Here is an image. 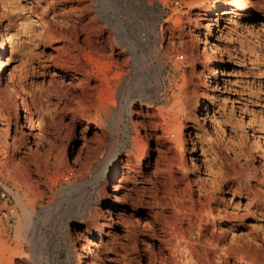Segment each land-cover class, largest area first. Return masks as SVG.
Wrapping results in <instances>:
<instances>
[{"label": "rangeland", "instance_id": "rangeland-1", "mask_svg": "<svg viewBox=\"0 0 264 264\" xmlns=\"http://www.w3.org/2000/svg\"><path fill=\"white\" fill-rule=\"evenodd\" d=\"M93 1L0 0V177L22 199L0 264H264V0L103 5L121 26ZM117 75L113 142L94 121Z\"/></svg>", "mask_w": 264, "mask_h": 264}, {"label": "bare ground", "instance_id": "bare-ground-1", "mask_svg": "<svg viewBox=\"0 0 264 264\" xmlns=\"http://www.w3.org/2000/svg\"><path fill=\"white\" fill-rule=\"evenodd\" d=\"M95 1V0H94ZM93 1V2H94ZM127 1L128 0H122V10H123V14L127 11ZM97 3V7H96V11H97V14H98V17L101 19L102 22H104L105 25L107 26H110V23L111 21H115L119 26H121L123 23H124V20L122 19V17L119 16V13L116 12V10H114L115 12L113 13V16L109 17V18H105L104 17V14H105V11H102V6L104 5L105 7L109 6L111 7L112 9H114L116 6H114V0H96L95 1ZM107 5V6H106ZM108 7V9H109ZM106 9V8H105ZM104 10V9H103ZM104 12V14H103ZM109 12V10H108ZM225 14V13H224ZM125 15V14H124ZM107 16V15H106ZM232 22V21H230ZM233 24V23H232ZM125 33V32H124ZM1 39V38H0ZM125 42V41H124ZM128 45V41L126 43ZM124 48V47H123ZM128 51H134L133 48H130V46L128 45L127 47ZM137 49V48H136ZM160 48H157L155 50V52L158 53V50ZM212 52V51H211ZM214 54V53H213ZM212 54V56H213ZM136 55L137 53L136 52H131V56L133 57V63H135L136 65L133 66L134 68V71L136 72L137 75L140 74V68L141 66L139 65L140 61L141 60H138V62L136 61L137 58H136ZM144 61V60H143ZM143 62H141V65H142ZM138 65V66H137ZM134 72V73H135ZM126 76V75H125ZM114 79H121V76H116L114 77L113 79H109L106 77L103 78L102 82L104 83V87H105V91H107V96H106V99L105 100H100L99 102V109H98V116L99 118L97 119V121H94L95 124H97L102 130L103 128L106 127V125L108 124V121L111 120L112 122V127H111V132H110V137L112 138V141L114 142L115 140V137L117 135V125L119 123V118L115 115L114 116V103H116L115 101H119V104L122 102H124V109H123V115L126 114L129 110V107L131 106V100L129 98L126 97V87L123 85V86H120V85H117L115 87H113L114 85L112 84V82L114 81ZM68 85V84H67ZM66 86V85H65ZM106 95V94H105ZM13 96V95H12ZM14 97V96H13ZM125 100V101H124ZM14 101H16L14 99ZM24 101V100H23ZM17 102V101H16ZM16 105V104H15ZM22 105L24 107V109L26 110V114H28L25 118L27 124L29 125V127L33 128V121H32V117H31V114H30V111H29V108H28V103L27 101L26 102H22ZM17 106V105H16ZM197 106V105H196ZM118 115V114H117ZM201 120V119H199ZM110 124V123H109ZM94 127V125H93ZM196 138H197V135H196ZM114 144V143H113ZM193 145V143H192ZM114 156H115V152L110 154L109 156L106 157V159L102 162H100L99 164V167L95 173V176L93 178V182L94 184H98V182L102 179V178H106L107 179H110L116 172V163L114 161ZM15 199H16V202L18 205H21L22 203V199H20L19 197H16L15 196ZM23 207V206H21ZM25 208V207H24ZM21 209L22 211V216H23V219L25 221V226L22 228L18 225L17 227V231H21L23 232L24 234H26L27 232H31V231H34V222H33V218H32V215L31 213L25 208V209ZM195 209V208H194ZM108 212V211H107ZM198 214V213H197ZM193 208L191 207L190 211H188V213H184V214H181V215H178V219L180 220L181 223H187V225H194L196 221H198L199 219V216L197 215ZM110 215V214H108ZM202 216V215H201ZM200 221V220H199ZM198 223V222H197ZM191 225V226H192ZM197 225V224H196ZM193 227V226H192ZM170 230V233H171V237L175 239H177V241L179 240H187L186 239V234L184 235V233L182 232H175L174 229H169ZM189 230H191V228H189ZM196 231L194 232L195 234H192V230L191 231H186L187 232V235L190 236V239H192V237L195 236L196 238V244L197 246H200L201 245V239L204 237V235L202 234V231L197 228L195 229ZM165 233V232H164ZM169 233V235H170ZM23 234V236H24ZM20 235V234H19ZM27 235V234H26ZM25 235V236H26ZM168 234L166 233L164 238L167 236ZM184 235V236H183ZM24 236V237H25ZM168 237V236H167ZM170 237V238H171ZM21 238V237H20ZM171 238V239H172ZM169 240V239H168ZM189 240V239H188ZM170 241V240H169ZM168 241V242H169ZM195 241V240H193ZM190 243L191 241H186L185 244H187V246H189V249L190 250H194V247H192V245L190 246ZM170 245V244H169ZM82 246V245H81ZM84 246V245H83ZM82 246V248H84ZM4 247V246H3ZM207 243H204L203 246H202V250L206 251L207 249ZM4 250V248H2V251ZM85 250V249H84ZM191 252V251H190ZM1 255V254H0ZM190 257L192 258V253H189ZM80 256V255H79ZM81 257L85 258L84 256L81 255ZM207 258V257H206ZM197 261H201L202 258L200 256H197Z\"/></svg>", "mask_w": 264, "mask_h": 264}, {"label": "built area", "instance_id": "built-area-1", "mask_svg": "<svg viewBox=\"0 0 264 264\" xmlns=\"http://www.w3.org/2000/svg\"><path fill=\"white\" fill-rule=\"evenodd\" d=\"M173 6H179L178 1L173 2ZM183 55L175 57L176 61H182ZM18 216V209L16 207L15 194L8 182L0 177V232L3 230L4 234L11 233V226Z\"/></svg>", "mask_w": 264, "mask_h": 264}]
</instances>
